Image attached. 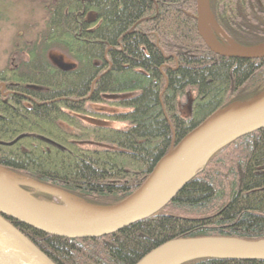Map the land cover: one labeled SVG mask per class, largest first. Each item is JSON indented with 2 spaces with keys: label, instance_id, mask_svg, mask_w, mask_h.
<instances>
[{
  "label": "trees",
  "instance_id": "obj_1",
  "mask_svg": "<svg viewBox=\"0 0 264 264\" xmlns=\"http://www.w3.org/2000/svg\"><path fill=\"white\" fill-rule=\"evenodd\" d=\"M209 5L233 40L264 42V0ZM47 9L45 32L27 58L0 70V83L14 92L0 93V165L87 201L124 200L173 143L241 94L264 90V58L208 48L198 32L197 0H53ZM54 49L74 62L54 63ZM185 99L190 111L183 115ZM97 103L118 110L94 109ZM9 220L56 264H136L175 238L264 239V128L221 148L162 210L116 233L72 239Z\"/></svg>",
  "mask_w": 264,
  "mask_h": 264
},
{
  "label": "water",
  "instance_id": "obj_2",
  "mask_svg": "<svg viewBox=\"0 0 264 264\" xmlns=\"http://www.w3.org/2000/svg\"><path fill=\"white\" fill-rule=\"evenodd\" d=\"M196 18L200 36L214 53L232 58H264V42L246 46L233 40L213 16L209 0H197ZM262 128L264 90L219 109L180 142L173 143L144 183L113 204L87 201L0 165V264H56L9 219L64 238H98L116 233L162 210L216 152ZM37 192L52 198H42ZM204 258L264 260V239L175 238L157 246L136 264H185Z\"/></svg>",
  "mask_w": 264,
  "mask_h": 264
},
{
  "label": "rangeland",
  "instance_id": "obj_3",
  "mask_svg": "<svg viewBox=\"0 0 264 264\" xmlns=\"http://www.w3.org/2000/svg\"><path fill=\"white\" fill-rule=\"evenodd\" d=\"M53 0H0V70L15 67L23 58H27V50L38 40L46 29L48 17L47 7ZM50 59L58 64L67 66L74 61L63 50L50 51ZM248 94H241L239 101L249 98ZM187 104V105H185ZM182 112L186 115L190 111V104L183 100ZM94 109L106 112L118 110L109 104H93ZM91 123L113 124L123 126L122 122L96 119L84 116ZM101 123V124H102Z\"/></svg>",
  "mask_w": 264,
  "mask_h": 264
},
{
  "label": "flooded vegetation",
  "instance_id": "obj_4",
  "mask_svg": "<svg viewBox=\"0 0 264 264\" xmlns=\"http://www.w3.org/2000/svg\"><path fill=\"white\" fill-rule=\"evenodd\" d=\"M216 34H217V37L219 38V40L224 41V38L222 37L221 34H219L217 32H216ZM0 93L2 96L8 97V96L12 95V93H14V92L11 89L10 90L7 89V86L5 85V83H0Z\"/></svg>",
  "mask_w": 264,
  "mask_h": 264
}]
</instances>
